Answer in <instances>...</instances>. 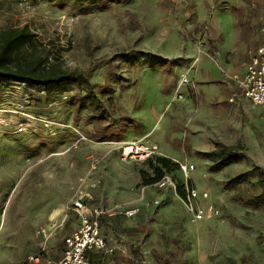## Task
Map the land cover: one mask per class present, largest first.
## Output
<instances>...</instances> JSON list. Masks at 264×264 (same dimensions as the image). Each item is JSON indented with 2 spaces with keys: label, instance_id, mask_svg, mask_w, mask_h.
Masks as SVG:
<instances>
[{
  "label": "rangeland",
  "instance_id": "1",
  "mask_svg": "<svg viewBox=\"0 0 264 264\" xmlns=\"http://www.w3.org/2000/svg\"><path fill=\"white\" fill-rule=\"evenodd\" d=\"M23 26L50 62L89 80L102 109L79 107L86 88L48 93L0 84V106L60 124L47 129L0 115V264L61 257L78 225L71 202L92 191L94 164V206L112 212L101 220L117 247L110 264H264V208L246 202L249 183L258 180L253 168L264 172V116L248 101L225 97L249 52L264 48V0L0 3V30ZM128 52L138 55L132 63L120 58ZM131 140L156 144L155 157L195 165L189 184L209 194L203 222L192 221L172 188L142 184L141 172L153 177L158 164L123 161L120 143ZM217 142L242 144L244 159L212 171L201 154ZM167 173L183 182L178 170ZM116 205L140 213L130 220L113 212Z\"/></svg>",
  "mask_w": 264,
  "mask_h": 264
},
{
  "label": "built area",
  "instance_id": "2",
  "mask_svg": "<svg viewBox=\"0 0 264 264\" xmlns=\"http://www.w3.org/2000/svg\"><path fill=\"white\" fill-rule=\"evenodd\" d=\"M200 45L205 44L204 38H200ZM236 83L239 93L232 96L231 101L240 95L247 99L254 106L262 110L264 116V48L258 47L249 52V62L246 65V72L243 75H234L232 77ZM187 76H184L183 83H187ZM181 98V95H179ZM19 114L27 120L39 121L41 125L47 129L55 125H60L48 117H36L31 113H26L18 109L7 108L0 106V115ZM66 127L73 128L70 125ZM21 131L22 129L19 128ZM80 135V140L85 139L78 129H74ZM120 156L123 161L145 162L159 154V147L156 144L147 143L142 140H131L120 143ZM179 172L182 174L184 196H179L177 193L178 182L174 181L170 175H165L159 182L155 184L159 189L171 187L179 196L184 204L186 211L191 216L194 222H202L206 218V208L202 201L209 197L208 192L200 191L189 184V179L196 167L193 163L177 162ZM94 174L90 178L89 186L91 192L81 190L73 199L70 205V211L76 214L78 225L75 231L64 241V249L61 258L56 264H95L91 261L89 254L103 253L113 254L117 250L115 245H110L102 232L101 220L105 215H112V212L103 210L100 207H95V191L100 183V179L96 175L97 165H93ZM83 180V184H86ZM158 203V202H156ZM114 211H118L126 218H134L140 213L139 206L122 207L116 205ZM38 260V259H37Z\"/></svg>",
  "mask_w": 264,
  "mask_h": 264
},
{
  "label": "trees",
  "instance_id": "3",
  "mask_svg": "<svg viewBox=\"0 0 264 264\" xmlns=\"http://www.w3.org/2000/svg\"><path fill=\"white\" fill-rule=\"evenodd\" d=\"M8 0H0V3ZM14 2H39L55 1L63 3L66 0H10ZM83 6L87 1L92 3L94 0H72ZM108 2H119L120 0H107ZM93 4H90V8ZM140 53V52H138ZM134 52L122 53L120 58L124 62L132 63L138 57ZM3 82H18L29 87H33L44 92L64 93L74 88L87 89V94L80 99L79 107H93L101 110L102 104L96 97L93 87L89 80L79 74L78 70H68L63 68L60 63H53L45 52V48L37 46L34 35L27 26L10 27L0 30V84ZM244 148L238 143L228 145L221 142L201 155L210 161L211 170L216 172L230 165L240 163L244 159ZM157 162L154 167V176L151 177L147 172H141L142 184L145 186L154 185L159 182L169 171L178 170V163H173L170 159L153 157L145 162L152 164ZM153 167V164H152ZM253 171L258 174L256 182L249 183L250 194L246 198L247 204L254 208H264V172L258 167ZM169 175V174H168ZM243 180V177L240 176ZM177 193L184 196L183 182H178Z\"/></svg>",
  "mask_w": 264,
  "mask_h": 264
},
{
  "label": "crops",
  "instance_id": "4",
  "mask_svg": "<svg viewBox=\"0 0 264 264\" xmlns=\"http://www.w3.org/2000/svg\"><path fill=\"white\" fill-rule=\"evenodd\" d=\"M208 31H207V28L204 30V32L203 33H201V35H200V38L202 37V38H204V40H205V44L204 45H206V43H207V38H209V35H208V33H207ZM220 48V47H219ZM214 53L215 54H217L218 56L221 54L219 51H214ZM247 65V64H246ZM246 65H245V71H244V73L243 74H245V72H246ZM243 74H241V75H243ZM227 88H228V90L227 91H225V97H226V99L228 100L229 99V101H231V99H232V96L234 95V94H238L239 93V90H238V87H237V85H236V83L234 82V81H232L231 83H229L228 84V86H227ZM223 92V91H222ZM182 98H179L178 100L179 101H183L185 98H186V94H184V92L182 91ZM215 97V94H213L212 95V97L211 96H208V99H213ZM243 100V101H248L247 99H245V98H243L242 96H240V95H238L236 98H235V100L234 101H236V100ZM233 101V102H234ZM232 102V101H231ZM249 102V101H248ZM251 103V102H250ZM252 104V103H251ZM253 105V104H252ZM254 106V105H253ZM244 108L246 107V106H243ZM257 109H259L260 111H261V113H262V110L259 108V107H257V106H255ZM263 115V114H262ZM218 143V142H217ZM221 143H223V142H221ZM216 144V143H215ZM224 144H227V143H224ZM238 144V143H237ZM228 145H234V144H228ZM242 145V144H241ZM215 146V145H214ZM211 150V149H210ZM189 163H191V162H189ZM97 172H98V170L96 171V175H97ZM193 174V173H192ZM99 177H100V175H99ZM155 185V184H154ZM151 186V185H150ZM192 186V185H191ZM157 187V186H156ZM192 187H194V186H192ZM195 188V187H194ZM157 189L159 190V191H164V190H166V189H171V187H166L165 189H159L158 187H157ZM197 189V188H196ZM199 190V189H198ZM200 191H202V190H200ZM204 191V190H203ZM206 200H204V201H202V204H203V202H205ZM204 205V204H203ZM188 213V212H187ZM190 216V215H189ZM136 217V216H135ZM134 217V218H135ZM191 218V217H190ZM127 219H133V218H127ZM193 221V220H192ZM203 222V221H202ZM194 223H200V222H194ZM102 224V223H101ZM102 226V225H101ZM102 232H103V228H102ZM103 235H104V232H103ZM105 236V235H104ZM105 238H106V236H105ZM106 240H107V242L110 244V245H113V243L110 241V240H108L107 238H106ZM64 249V248H63ZM63 252V251H62ZM114 254V253H113ZM113 254H103V253H93V252H91L90 254H89V257H90V259H91V261L93 262V263H95V264H110V263H113L114 261H106V257H111ZM62 256V255H61ZM61 258V257H60ZM59 258V259H60ZM58 259V260H59ZM57 260V261H58ZM56 261V262H57ZM56 262L54 263V264H56Z\"/></svg>",
  "mask_w": 264,
  "mask_h": 264
}]
</instances>
